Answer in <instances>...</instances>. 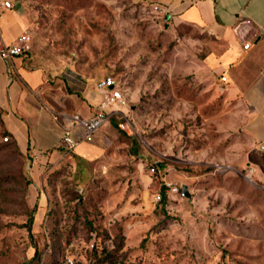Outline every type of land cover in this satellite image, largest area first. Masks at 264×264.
Wrapping results in <instances>:
<instances>
[{
	"label": "rangeland",
	"instance_id": "obj_1",
	"mask_svg": "<svg viewBox=\"0 0 264 264\" xmlns=\"http://www.w3.org/2000/svg\"><path fill=\"white\" fill-rule=\"evenodd\" d=\"M15 12L32 36L25 66L45 71L57 110L113 76L130 118L97 133L99 155L64 154L36 188L0 131V264H264V150H234L246 139L219 129L217 45L145 0H20Z\"/></svg>",
	"mask_w": 264,
	"mask_h": 264
},
{
	"label": "crops",
	"instance_id": "obj_2",
	"mask_svg": "<svg viewBox=\"0 0 264 264\" xmlns=\"http://www.w3.org/2000/svg\"><path fill=\"white\" fill-rule=\"evenodd\" d=\"M145 1L164 7L166 20L199 29L213 41L212 48L217 45L218 53H209L207 63L226 78L223 83L219 79V90L224 92V112L228 117L219 122V129L229 136L246 139L235 143L234 150L256 153L259 146L264 150V0ZM15 11L16 6L0 18V31L8 43L28 31L24 30L22 16ZM243 19L251 20L257 32L241 40L235 28ZM245 42L251 44L248 50L244 48ZM15 64L18 71L10 75L0 58V131L6 130L29 160L36 188L44 172L65 160L58 148L65 127L71 126L72 136L81 141L73 153L76 158L88 160L100 154L101 149L94 142L83 140L85 129L74 124L72 118L91 119L99 110L101 93L97 87L88 86L81 93L82 101L72 98L69 107L57 110L47 97L45 71L25 66L24 58L17 59ZM202 153L207 156L204 149Z\"/></svg>",
	"mask_w": 264,
	"mask_h": 264
},
{
	"label": "built area",
	"instance_id": "obj_3",
	"mask_svg": "<svg viewBox=\"0 0 264 264\" xmlns=\"http://www.w3.org/2000/svg\"><path fill=\"white\" fill-rule=\"evenodd\" d=\"M20 0H0V18L6 12L13 10ZM154 11L160 14H167V11L161 5L153 6ZM235 31L241 40H244L249 33L257 32L251 20L243 19L236 26ZM32 36L29 31H26L22 35L18 36L11 43L5 41L0 31V58L5 62L7 71L10 75L17 73V67L15 61L20 58H25L31 50ZM251 44L245 42L244 48L248 50ZM223 82H226L225 77H221ZM98 91L101 93V102L99 104V110L95 115L89 119L84 120L79 116L72 118L74 124H78L85 129L84 141L92 142L96 133L103 127L109 125L114 116H119L122 119L120 128L127 130L129 128L128 109L130 101L127 93L122 90L114 77H104L98 81L96 85ZM9 138L6 137L4 141L8 142ZM81 144V141L76 140L71 133V126H67L64 129V134L59 143V150L63 154H71ZM158 167H152L151 172L155 173ZM166 190L172 195H177L180 189L172 183H165ZM161 200V197L159 198Z\"/></svg>",
	"mask_w": 264,
	"mask_h": 264
},
{
	"label": "trees",
	"instance_id": "obj_4",
	"mask_svg": "<svg viewBox=\"0 0 264 264\" xmlns=\"http://www.w3.org/2000/svg\"><path fill=\"white\" fill-rule=\"evenodd\" d=\"M151 6L153 7V5H151ZM26 57H27V56H26ZM26 57L24 58V61H25ZM112 77H113V76H112ZM118 85H119V87H120L122 90H125V89L122 87L121 82H118ZM117 120L122 121L121 117H119V116H114V117L112 118V120H111V123H114V125L117 126V125H118ZM119 125H120V124H119ZM119 125H118V126H119ZM3 131H4V134L6 135V137H9V140H11V142H10L9 144H7V146H8L9 148H11V149H14V150L18 151L21 155H23V154L20 152V150H19V148H18L16 142L10 138V134H9L6 130H3ZM23 156H24V155H23ZM157 169H158V168H157ZM27 183L30 184V180H27ZM167 198H168L167 193H166L165 191H161V200H160L159 204H161V205L165 204V203L167 202ZM36 208H37V207H35L34 210H32V213H31V215H30V217H29V220H28V223H27V225H26L27 228L29 229V231L32 230V226H33V223H34V213H35V211H36ZM105 245H106V244H105ZM105 245H98V246H97V245L94 244V245H93V248L95 249L94 251L97 252V251L99 250V247H101L100 254H103L104 251L106 250ZM38 259H40V256H39L38 254H36V255L33 257V259H32L31 261H29L27 264H34L35 262H37ZM38 263H39V262H38Z\"/></svg>",
	"mask_w": 264,
	"mask_h": 264
},
{
	"label": "water",
	"instance_id": "obj_5",
	"mask_svg": "<svg viewBox=\"0 0 264 264\" xmlns=\"http://www.w3.org/2000/svg\"><path fill=\"white\" fill-rule=\"evenodd\" d=\"M262 148L264 149V146H263ZM160 167H161V166H160ZM182 192H183V195H184L185 197L190 198V194H189V191H188V188H187L186 185H184V186L182 187Z\"/></svg>",
	"mask_w": 264,
	"mask_h": 264
}]
</instances>
